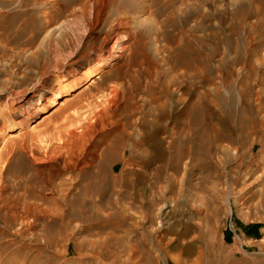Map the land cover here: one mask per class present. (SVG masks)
<instances>
[{
  "label": "bare ground",
  "instance_id": "obj_1",
  "mask_svg": "<svg viewBox=\"0 0 264 264\" xmlns=\"http://www.w3.org/2000/svg\"><path fill=\"white\" fill-rule=\"evenodd\" d=\"M50 1H54L51 7L47 6ZM209 1L169 0L168 3L174 10H183L185 24L196 21V26L189 33L193 38L183 41L175 63L182 69L177 80L180 79L185 88V94L178 99L181 107L174 105L170 90L174 81L170 80L163 89L165 100L156 97L150 89L149 102L138 103L136 97L142 82L135 69L138 59L134 56L128 69L117 73L119 78L121 76L129 82V92L113 96L115 104L109 105L111 111L107 119L98 120V113L104 109L101 107L81 125L82 128L77 131L67 129L50 157L54 161L53 171L39 180V188L34 185L35 177L25 175L32 168L31 162L35 163L39 158L32 153L30 162L24 155L28 151V145L24 143L20 148L13 147L6 159L7 166L0 168L1 173L8 172L13 177L6 191L1 192L8 205L0 221V254L9 250L6 239L11 245L19 243V248L25 249L20 241L25 240L31 228L33 234L40 235L46 245L39 244L36 249L29 246L37 254L23 253L14 259L22 260L20 263L23 264H38L44 259L48 245H55L59 235L70 229L74 221L80 220L86 222L80 232L90 231L102 236L90 241L89 258L92 262L162 264L159 252L163 254V264H172V261L173 264L237 263L230 255L212 258L214 248L209 246L200 225L193 227L190 222L176 220L163 233H155V211L158 204L166 200H171L175 206L183 202L189 204L197 217L210 212L218 213L222 209L221 199L225 200L230 212L234 210L236 201L253 203L264 210V166H255L253 155L256 144L264 146V140L258 136L251 143L250 151L239 153L237 150L239 144L246 145L253 134L264 131V102L253 104L254 83L250 77L258 67L253 55L264 46V39L261 38L260 43L249 50L251 53L248 52L247 57L242 55L239 44L234 45L232 41L234 37H243L247 20L253 16H256L257 22L252 29L259 36H264V0H244L240 7L231 12L235 23L229 25L220 19L218 6L212 11L201 7ZM14 2L0 0V8H7ZM21 2L42 6L38 30L45 33L43 42L47 48L53 47L58 52L63 46L74 45L77 38L70 37V33L84 28V22L88 20L90 50L97 49L102 55L88 60L90 76L89 70L82 71L78 76L80 81L74 85L67 84L64 92L60 86L53 87L45 97L44 107L53 104L57 97H68L72 90L83 87L89 77L124 58L127 50H130L121 44V39L127 36L114 30L124 22L123 0ZM90 3L93 8L91 15L88 12ZM65 12L71 18L61 26L59 21ZM26 15L28 13L22 11H0V57L7 56L9 43L18 42L30 25L35 24L32 19L22 20ZM216 16L220 17L221 25H207ZM62 28L65 36H57ZM114 37L113 44L105 48ZM245 41L243 38L242 43ZM216 43L226 45L228 51L235 52L230 58L226 54L221 58L219 69L223 75H219V83L208 78L213 71L212 61H215L216 53L203 52L205 47H215ZM96 45H99L98 48ZM133 47L138 49L135 44ZM243 67H248L250 75H242L238 80L237 73ZM110 78H101L97 90L101 92ZM14 87L15 84L0 87V98H6V104L24 93L22 90L16 92ZM36 95L40 96L38 93ZM35 103L33 99L28 105L30 111L27 116L21 114L27 122L37 114ZM75 104L66 103L62 113ZM211 104L220 109L221 117L218 120H215ZM10 110L17 112L14 106ZM260 114L263 116L258 119ZM4 121L5 114L0 111V128L5 131L7 126ZM99 124L100 127L97 126ZM195 170L207 175L203 181L208 177L213 180L210 187L203 182L201 185L192 182L190 175ZM252 178L258 180L259 188L242 193L239 187L249 184ZM224 184L228 191L218 188ZM206 190L215 193L207 195ZM7 191L12 194L10 197L5 194ZM195 203L201 204L194 206ZM177 214L175 209L172 215L176 217ZM192 232L196 233L194 238H190ZM67 241L65 255L70 251L82 254L81 245L75 242V234H70ZM172 249L178 252L172 254ZM184 254L187 257H183ZM55 258H51L49 264H55ZM0 261L18 263L1 256ZM251 264H264V257L254 258Z\"/></svg>",
  "mask_w": 264,
  "mask_h": 264
},
{
  "label": "rangeland",
  "instance_id": "obj_2",
  "mask_svg": "<svg viewBox=\"0 0 264 264\" xmlns=\"http://www.w3.org/2000/svg\"><path fill=\"white\" fill-rule=\"evenodd\" d=\"M123 16L124 22L121 27H115V31H120L127 37L121 39V44L130 50L124 55V58L116 60L114 64H108L106 68L100 70L93 77H89L87 83L79 88L72 90L68 97H57L55 102L51 105L44 107L45 97L49 95L53 87L60 86V89H65L69 83L75 84L79 82L78 76L82 71L89 70L90 65L88 60L99 54V45L95 49L90 50V26L88 20L84 22L85 27L77 30V32L70 33V37L77 38L76 43L72 46H63L58 52L47 48L44 45L45 33H40L38 30L39 11L42 6L26 2L23 4L21 0H15L14 4L7 8H0L1 10H9L11 13L19 11L26 12L28 15L23 16L22 20L32 19L35 24L30 25L27 32L19 39L18 42H10L7 49V56L0 57V87L2 85L15 84L14 90L23 91L20 97H14L5 103L6 98H0V111L5 114L6 130L0 128V168L4 169L7 165V157L13 147H19L24 143L28 145V151L24 153L25 157L30 159L34 153L35 157L39 158L35 163L31 162L32 168L27 170L26 176L35 177L34 185L39 188L41 180L44 177L51 175L53 171L52 165L54 161L51 160V155L57 145L60 143L61 137L64 136L67 129L78 130L82 128V124L88 120L93 112L98 108L104 107L101 113H98V120L107 119L109 112V105H114V95H122L128 93L129 82L117 76L118 72L128 69L130 60L137 56V65L135 69L140 75L142 82L141 88L137 93V101L139 104H146L149 101V90L152 89L156 97L165 100L163 92L167 82L174 81L170 85L172 92V99L177 108L181 107L178 99L181 95L185 94V88L181 85L178 75L180 74L181 67L176 66V58L180 52V46L183 41L192 39L190 33L193 27L196 26V21L191 20L185 24L183 22V10H174L168 6L169 0H123ZM234 1V3H232ZM54 1H50L47 6L51 7ZM244 0H210L208 3L201 5L206 11L215 10L218 6L220 17H212L207 25L219 26L220 21H226V24H234L231 12L240 7ZM180 4V3H178ZM184 6V5H183ZM88 12L90 15L93 12L92 3L89 4ZM71 16L68 12L63 14L59 23L63 26L66 21L70 20ZM221 20H220V19ZM20 21L19 23H21ZM257 22L256 16L250 17L247 20V29L243 31L242 38L234 37V45L239 44L243 56H248L249 50L254 49L258 45L261 38L252 25ZM250 28V29H249ZM62 31L57 32V36L63 35ZM250 30V31H249ZM208 31V30H207ZM224 36V35H222ZM246 41L242 43V39ZM115 37L109 42L108 48L113 44ZM218 41V40H217ZM258 43V44H257ZM134 44L138 47L136 50ZM251 46V48H250ZM133 47V48H132ZM132 49V50H131ZM216 53L215 61H212L213 71L209 74L208 78L213 81L220 82L219 75H223V71L219 69L221 66V58L226 54L229 58L235 52H230L226 45L216 43V46L205 47L203 52ZM137 53V55H135ZM251 53V52H250ZM253 61L257 63L256 72L251 76L248 67H243L237 73V79L242 75H250L253 85V104L264 102V46L260 48L253 55ZM110 76V80L104 85L102 91L97 90V84L103 77ZM183 78V76L181 77ZM239 80V79H238ZM203 84V82H201ZM40 94V96L36 95ZM225 93V92H224ZM92 94L94 97H92ZM99 96H101L99 98ZM104 96V97H103ZM37 97L39 100L36 101ZM260 98V100H258ZM35 100L37 114L31 121L27 122L22 113L27 116L29 114L28 105L32 100ZM101 99V100H100ZM115 100V99H114ZM92 101L91 105L89 102ZM12 102V103H11ZM68 102L77 103L70 107L65 113H62V108ZM83 105V106H81ZM11 106L16 108V113L10 110ZM110 108V107H109ZM112 108V107H111ZM214 111L215 120L221 117L220 109L218 106L211 104ZM263 115L257 118L261 119ZM100 120V121H101ZM101 124V122H100ZM100 124L97 125L100 127ZM261 136L264 140V131L260 130L259 133L253 134L246 145L239 144L238 152L250 151L251 143ZM51 146V149L48 147ZM255 166H264V146L256 144L253 153ZM191 179L194 184L207 185L210 187L213 180L208 177V180L203 181V177L207 176L204 172L195 170L191 173ZM12 175L8 172H0V221L3 217L7 205L1 195L2 191H6V186L12 183ZM224 182V181H223ZM258 180L252 178L249 184H243L239 187L242 193L250 189H258ZM205 186V187H207ZM207 187V188H208ZM220 190H226L227 185L219 186ZM215 193L213 190H206L205 194L209 195ZM8 196L12 194L7 191ZM234 198V195L231 196ZM222 209L218 213L210 212L209 214L201 217L195 216L192 206L183 202L179 206H175L171 200L160 202L156 209L157 224L155 226V233L158 235L160 232L172 225L176 220L183 222H190L193 227L199 225L203 228L207 242L210 247L214 248L211 253L212 258L220 259L224 255H230L236 261V264H251V261L256 257H264V210L255 206L253 203L237 202L234 205V210L230 212L225 206V200L221 199L220 202ZM201 203H195L194 206ZM177 210V216L174 217L172 212ZM139 216L138 213L135 214ZM86 222L76 220L72 223V227L59 235L57 243L51 246L48 245L44 259L38 264H49L51 258H55V264H100L92 262L89 258L90 255V241L101 238L90 231L80 232ZM30 228L25 235V240L22 242L25 249H20L18 244H10L9 250L0 254L3 259L12 258L18 263L1 262L0 264H23L22 260H16L20 254L33 255L37 254L36 251L29 249H36L39 244L46 245L43 238L36 233L33 234ZM166 231V230H165ZM32 232V233H29ZM70 234H75L76 243L82 247V254H75L72 251L68 255L64 252L67 248V237ZM195 232L191 233L190 238H194ZM172 237L173 235L169 234ZM170 249V248H169ZM22 252V253H21ZM177 250H171L172 254H176ZM160 261L162 253L158 252ZM187 257V255H183ZM174 261H172V264Z\"/></svg>",
  "mask_w": 264,
  "mask_h": 264
}]
</instances>
